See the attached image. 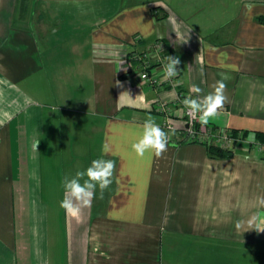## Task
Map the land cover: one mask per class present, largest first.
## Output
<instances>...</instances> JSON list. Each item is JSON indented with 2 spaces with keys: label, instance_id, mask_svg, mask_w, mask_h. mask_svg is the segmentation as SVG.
I'll list each match as a JSON object with an SVG mask.
<instances>
[{
  "label": "crops",
  "instance_id": "0c3cea01",
  "mask_svg": "<svg viewBox=\"0 0 264 264\" xmlns=\"http://www.w3.org/2000/svg\"><path fill=\"white\" fill-rule=\"evenodd\" d=\"M157 42L164 63L130 62ZM167 56L179 60L170 79ZM221 73L224 107L186 139L182 100ZM159 102L175 135L161 157H138L143 122L166 120ZM230 130L248 133L213 136ZM256 132L264 0H0V264H264V230L249 228L264 226ZM208 143L232 155L210 157ZM102 155L115 162L103 199L66 213L64 177Z\"/></svg>",
  "mask_w": 264,
  "mask_h": 264
},
{
  "label": "clouds",
  "instance_id": "9594fccd",
  "mask_svg": "<svg viewBox=\"0 0 264 264\" xmlns=\"http://www.w3.org/2000/svg\"><path fill=\"white\" fill-rule=\"evenodd\" d=\"M247 13L250 14L254 4L245 3ZM167 64L164 68L165 79L177 76L179 60L176 57L167 56ZM235 66H233L234 68ZM221 79L213 86V91L201 96L202 89L197 85L191 86V92L196 94L186 97L182 100L183 105L189 110L192 117H198L201 125H207L214 119L220 109L224 107L227 97L224 95L226 88L225 81L228 77L221 73ZM142 130L137 140L132 143L131 148L138 157L145 155L161 157L168 150L171 135H175V129L170 128L165 132L152 118L146 119L142 124ZM36 145L34 148L36 150ZM175 145H173L174 147ZM101 151L107 154L110 149L107 143L102 145ZM115 171V162L111 159L103 158V155L93 159L90 165L77 171L71 178L64 177L62 181L63 198L59 206L70 215H77L84 207H90L96 198L103 199L104 192L112 184V178ZM97 190L99 195L97 196ZM257 204L264 207V198H257ZM249 228H255L257 231L264 230V226L249 221Z\"/></svg>",
  "mask_w": 264,
  "mask_h": 264
},
{
  "label": "built area",
  "instance_id": "2783aa9c",
  "mask_svg": "<svg viewBox=\"0 0 264 264\" xmlns=\"http://www.w3.org/2000/svg\"><path fill=\"white\" fill-rule=\"evenodd\" d=\"M163 47H165V45L163 43L157 42L156 44H154V47L152 48L153 51L150 52L149 54H146V56H148L151 59H154L160 63H164V61H166V59L163 58L162 55L159 56V53H160L159 50ZM142 77L147 78L151 84H153L155 82V80L150 79L147 76V74H145V73L142 74ZM158 109L162 113H164L166 116V120L163 122L161 128L166 129V130H169L170 128H174V125L172 124L171 118L169 117V111H170L169 104L165 103V102H159ZM184 115H185V119H186V125L184 128L185 136H186L185 138L186 139H191V138L194 139L197 136L194 127L197 124V122H199L198 117L194 119L187 108H185ZM206 133L209 135H212L210 130H207ZM213 136L216 137V140L218 142L225 143L223 145H226V146H228L232 142V140H234V138L231 137L230 134H227V133H219V134L213 135ZM258 147H260V146H258ZM260 149H261V147H260ZM260 149H258V150H260Z\"/></svg>",
  "mask_w": 264,
  "mask_h": 264
},
{
  "label": "trees",
  "instance_id": "16d2710c",
  "mask_svg": "<svg viewBox=\"0 0 264 264\" xmlns=\"http://www.w3.org/2000/svg\"><path fill=\"white\" fill-rule=\"evenodd\" d=\"M153 9H158V8H152ZM156 19H162L165 17V13H155L154 14ZM147 52V49H145L144 51H129L128 52V58L130 59V62H137V63H140V64H147V58L149 60H151V62H149L150 64L153 63L152 66H156L158 65L160 62L157 61V63H154V59H151L150 57L146 56V53ZM166 54H169V50H168V47H166ZM146 56V57H145ZM196 128L197 129H200V125H196ZM230 136L233 137L234 139H238V138H246L247 136V133L248 132H240V131H237V130H230L228 131ZM221 133V132H220ZM256 139L259 141V142H262L264 143V134L263 133H260V132H256ZM207 151L210 155V157H218V158H228L232 155V149L231 147H223V146H220V145H215V144H212V143H208L207 146Z\"/></svg>",
  "mask_w": 264,
  "mask_h": 264
}]
</instances>
